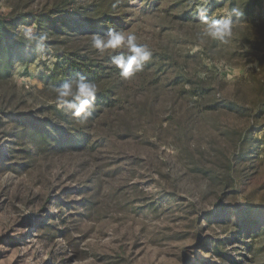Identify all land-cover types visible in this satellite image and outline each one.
Here are the masks:
<instances>
[{
    "label": "rangeland",
    "instance_id": "obj_1",
    "mask_svg": "<svg viewBox=\"0 0 264 264\" xmlns=\"http://www.w3.org/2000/svg\"><path fill=\"white\" fill-rule=\"evenodd\" d=\"M59 2L0 0V17L29 21ZM94 3L116 13L110 22L100 14L85 35L48 34L45 58L0 62V104L11 90L12 110L54 121L67 139L31 164L19 124L0 112V264H264V0L208 4L214 18L244 10L227 43L203 35L205 0H76L69 10ZM110 28L153 54L123 78L110 60L126 49L98 52L109 59L85 70L98 93L81 125L52 86L63 84L66 48L93 52L92 35Z\"/></svg>",
    "mask_w": 264,
    "mask_h": 264
},
{
    "label": "trees",
    "instance_id": "obj_2",
    "mask_svg": "<svg viewBox=\"0 0 264 264\" xmlns=\"http://www.w3.org/2000/svg\"><path fill=\"white\" fill-rule=\"evenodd\" d=\"M56 7L49 9L46 12L30 14V20L26 21L24 17L5 16L0 17V62L4 63L8 68L12 65L13 60H17L19 55H26L29 58L35 57L37 54L34 47L26 46L23 42L21 34L18 32V26L24 23L32 25L37 32L46 31L55 37H65L69 34L85 35L90 30V26H93L96 20L104 15V22H110L114 17V11L112 9L103 10L102 7H98L96 3L89 8H85L84 11L77 9L69 10V6L74 4L76 0H60ZM29 17V16H28ZM70 36V35H69ZM6 43V52L2 51L1 43ZM64 58V63L68 65V68L62 72L63 83L77 77L84 76L90 81H95L99 76L91 74V71L85 72L89 65L96 67L99 70H105L107 66L104 65L109 58L99 60L95 55L97 50L89 52L88 46L84 47H67ZM95 62V64L93 63ZM62 71V70H60ZM2 103L0 104V112L3 113L13 124H19L20 136L19 141L22 143H30L28 148L22 150L25 158L32 164L38 161L43 154H54L58 149L57 147L62 143H65L67 139L64 137L65 132L61 131L54 121L46 120L43 123H39L33 118L32 115L25 116L20 112H15L16 106L13 103L16 99L15 93L11 90H6L2 93ZM9 110L6 112V110ZM15 109V110H12ZM27 141H26V140ZM22 145V144H21ZM15 150H12V153ZM21 151V150H20ZM225 194V193H224ZM222 194V196L224 195ZM221 197L216 204L217 208L221 207ZM217 255H220L218 246L214 247ZM229 262L236 264L237 262L232 257H227ZM230 258V259H229Z\"/></svg>",
    "mask_w": 264,
    "mask_h": 264
},
{
    "label": "clouds",
    "instance_id": "obj_3",
    "mask_svg": "<svg viewBox=\"0 0 264 264\" xmlns=\"http://www.w3.org/2000/svg\"><path fill=\"white\" fill-rule=\"evenodd\" d=\"M211 2L212 0H205L204 4L196 5L199 22L204 25L203 35L227 43L232 35L234 23L244 17V10L234 6L227 11L226 15L214 18L208 10V4ZM18 29L26 46L34 47L41 58H45L51 52L47 43L49 36L46 31L37 32L32 25L27 23L19 25ZM91 46L99 53L126 49V52L112 55L110 60L123 78H130L143 71L145 63L153 54L146 44L138 42V37L134 32L115 28H110L103 35L93 34ZM52 90L55 92V103L58 109L69 113L81 125L86 123L96 107L98 88L94 81L80 75L60 86L53 85Z\"/></svg>",
    "mask_w": 264,
    "mask_h": 264
}]
</instances>
